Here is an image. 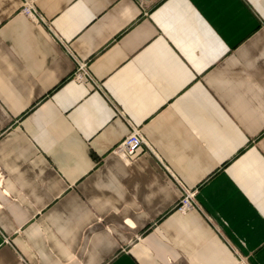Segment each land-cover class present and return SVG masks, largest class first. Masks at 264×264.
Here are the masks:
<instances>
[{"label": "crops", "instance_id": "1", "mask_svg": "<svg viewBox=\"0 0 264 264\" xmlns=\"http://www.w3.org/2000/svg\"><path fill=\"white\" fill-rule=\"evenodd\" d=\"M22 2L0 0V264H264V0Z\"/></svg>", "mask_w": 264, "mask_h": 264}, {"label": "built area", "instance_id": "2", "mask_svg": "<svg viewBox=\"0 0 264 264\" xmlns=\"http://www.w3.org/2000/svg\"><path fill=\"white\" fill-rule=\"evenodd\" d=\"M20 11L34 21L44 20V16L38 11L34 0H23ZM72 78L76 82L90 81L91 75L85 61L77 60L76 66L72 70ZM142 144L147 145L143 134L138 127L131 124L129 132L112 147L111 151L123 160L131 161L134 159L136 150ZM194 197L193 190L183 187V193L176 202V209L185 212L198 207Z\"/></svg>", "mask_w": 264, "mask_h": 264}]
</instances>
